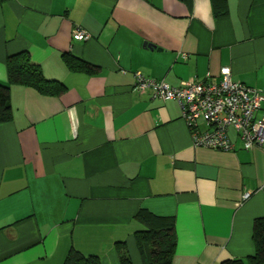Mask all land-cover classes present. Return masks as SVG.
<instances>
[{
  "label": "crops",
  "instance_id": "0c3cea01",
  "mask_svg": "<svg viewBox=\"0 0 264 264\" xmlns=\"http://www.w3.org/2000/svg\"><path fill=\"white\" fill-rule=\"evenodd\" d=\"M82 27L87 40H75ZM27 51L58 95L10 85L0 121V264H62L73 247L144 264L134 234L146 211L174 221L172 264L254 254L264 217V142L194 146L175 99L134 88L135 73L178 86L231 78L264 87V0H0V82ZM65 55L95 67L69 68ZM264 112V100L256 113ZM202 120L198 129H208ZM248 192L249 197L244 198Z\"/></svg>",
  "mask_w": 264,
  "mask_h": 264
},
{
  "label": "built area",
  "instance_id": "2783aa9c",
  "mask_svg": "<svg viewBox=\"0 0 264 264\" xmlns=\"http://www.w3.org/2000/svg\"><path fill=\"white\" fill-rule=\"evenodd\" d=\"M72 37L87 40L90 33L77 26L73 29ZM220 73L219 79H191L172 86L136 72L134 88L139 91L151 88L152 97L160 100L175 99L192 132L194 146L232 150L231 128L237 133L244 149L261 146L264 142V112L260 117L256 113L264 100V87L252 88L233 80L229 67L221 68ZM199 120L209 128L199 130ZM243 197H249V193H244Z\"/></svg>",
  "mask_w": 264,
  "mask_h": 264
},
{
  "label": "trees",
  "instance_id": "16d2710c",
  "mask_svg": "<svg viewBox=\"0 0 264 264\" xmlns=\"http://www.w3.org/2000/svg\"><path fill=\"white\" fill-rule=\"evenodd\" d=\"M4 1V0H1ZM188 1V0H183ZM222 0H217L220 2ZM65 62L69 68L94 69L90 64L65 55ZM7 82H0V121H8L12 117L10 101V85L21 84L29 86L45 95H58L64 90V85L45 78L41 68L34 63L27 51L11 54L6 60ZM136 218L146 228L135 232L136 246L141 254L144 248L149 249L148 260L144 264H172L176 248V232L174 221L170 218L157 217L146 211L136 213ZM252 242L254 254L246 258H231L220 264H264V217H256L252 225ZM120 264H132L124 242L117 243ZM62 264H101L97 255H85L81 251L71 248Z\"/></svg>",
  "mask_w": 264,
  "mask_h": 264
}]
</instances>
